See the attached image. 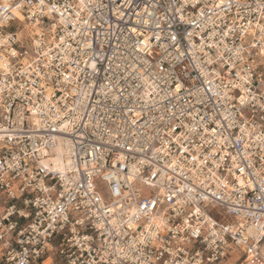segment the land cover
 Instances as JSON below:
<instances>
[{
  "label": "built area",
  "instance_id": "1",
  "mask_svg": "<svg viewBox=\"0 0 264 264\" xmlns=\"http://www.w3.org/2000/svg\"><path fill=\"white\" fill-rule=\"evenodd\" d=\"M0 264H264V0H0Z\"/></svg>",
  "mask_w": 264,
  "mask_h": 264
},
{
  "label": "bare ground",
  "instance_id": "2",
  "mask_svg": "<svg viewBox=\"0 0 264 264\" xmlns=\"http://www.w3.org/2000/svg\"><path fill=\"white\" fill-rule=\"evenodd\" d=\"M19 18H21V16L18 15Z\"/></svg>",
  "mask_w": 264,
  "mask_h": 264
}]
</instances>
